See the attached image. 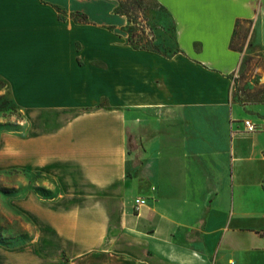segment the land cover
Here are the masks:
<instances>
[{
  "label": "crops",
  "instance_id": "crops-1",
  "mask_svg": "<svg viewBox=\"0 0 264 264\" xmlns=\"http://www.w3.org/2000/svg\"><path fill=\"white\" fill-rule=\"evenodd\" d=\"M89 1L0 0L2 93L27 123L0 150L60 190L28 213L35 252L51 238L40 255L72 262L264 264V94L233 101L244 53L230 47L248 22L264 48V0H155L175 25L171 57L127 41L118 0Z\"/></svg>",
  "mask_w": 264,
  "mask_h": 264
},
{
  "label": "rangeland",
  "instance_id": "rangeland-1",
  "mask_svg": "<svg viewBox=\"0 0 264 264\" xmlns=\"http://www.w3.org/2000/svg\"><path fill=\"white\" fill-rule=\"evenodd\" d=\"M118 1L123 5L130 4L134 14H137L132 16L139 24L133 26L137 49L148 47L165 57L177 53L175 25L166 11L157 8L151 0ZM86 6L91 12L101 8L96 0H90ZM236 31L234 42L244 57L239 72L232 77V98L240 104L258 102L264 94V82L259 81L264 71V48L259 43L258 27L243 22L238 24ZM126 35L130 37L128 33ZM2 85L0 82V138L2 134L18 136L25 133L27 123L24 124L23 114L11 111L13 106L9 105L8 97L2 93ZM146 121L145 117L136 121L137 133H146ZM127 133L130 141L133 135L129 124ZM13 152L7 158L0 150V241L15 243L16 246L0 244V264H107V255L103 253H95L75 262L70 261L66 255H40L56 252L58 243L51 238L44 240V246L37 251L40 254L35 252L34 244L35 240L39 241V229L28 213L41 208V201L58 197L60 190L57 182L48 176L9 167L7 164L18 165L16 149Z\"/></svg>",
  "mask_w": 264,
  "mask_h": 264
},
{
  "label": "trees",
  "instance_id": "trees-1",
  "mask_svg": "<svg viewBox=\"0 0 264 264\" xmlns=\"http://www.w3.org/2000/svg\"><path fill=\"white\" fill-rule=\"evenodd\" d=\"M157 8H160L162 9L163 11H166L161 5H159L155 0H151ZM115 13L117 14H120V15H123V16H126L128 18V22H129V25L127 26V28L125 29L126 32L128 33V35H130V37L127 38V41L132 44L134 47H136L135 43H134V38H136V34L133 32V26H138L139 24H137V22L134 21L133 17H135L137 14H134V10L132 9L131 5H123L122 3L119 2V6L116 8L115 10ZM133 16V17H132ZM73 19L75 22L77 23H88L87 22V19L85 16H80L78 14H74L73 16ZM252 24V23H251ZM257 25V23H256ZM237 27H238V24H237ZM236 30H235V35H236ZM231 49L234 50V51H237V52H242L241 49H239L238 47H236L235 45V42H234V38H233V41L230 45ZM141 49H144V50H148V51H152L154 52V50H151L149 49L148 47L145 48V47H141ZM11 106V104H9ZM14 109V110H13ZM13 109H11V111H16V109L13 107ZM50 199V198H49ZM1 239V238H0ZM0 244L4 245V246H7V247H13V246H16L15 243H6L4 241H0Z\"/></svg>",
  "mask_w": 264,
  "mask_h": 264
},
{
  "label": "built area",
  "instance_id": "built-area-1",
  "mask_svg": "<svg viewBox=\"0 0 264 264\" xmlns=\"http://www.w3.org/2000/svg\"><path fill=\"white\" fill-rule=\"evenodd\" d=\"M257 131L256 126L250 122V121H245V133L246 134H253ZM147 205V201L142 198H136L133 201V210L135 213H140V211ZM261 238L264 242V228L260 232Z\"/></svg>",
  "mask_w": 264,
  "mask_h": 264
}]
</instances>
